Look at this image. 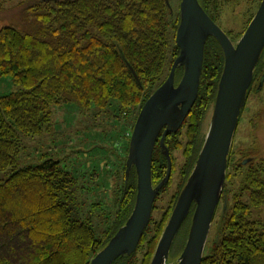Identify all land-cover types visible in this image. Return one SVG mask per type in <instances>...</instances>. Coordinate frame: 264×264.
Here are the masks:
<instances>
[{
    "label": "trees",
    "instance_id": "16d2710c",
    "mask_svg": "<svg viewBox=\"0 0 264 264\" xmlns=\"http://www.w3.org/2000/svg\"><path fill=\"white\" fill-rule=\"evenodd\" d=\"M261 1L199 3L218 25L230 12L245 9L244 30L226 32L236 42ZM179 23V9L174 10L171 0H36L25 9L22 25L0 28V77H11L21 87L16 93L0 96V173L11 169V175L0 180V264H91L126 223L137 194L135 169L125 184L129 135L143 105L166 81L179 56L175 43ZM224 63L221 46L210 37L196 103L181 130L165 140L173 161L172 177L155 201L151 222L136 252L113 264L151 263L203 146ZM182 76L180 68L176 84ZM263 76L264 52L248 99L253 92H261L257 88ZM62 105H74L86 114L92 110L109 114L113 109L126 117V131L119 140L125 156L121 158L116 151L117 165L109 166V180L116 192L111 224L102 237L83 213L82 187L75 172L51 158L19 164L25 149L23 137L50 133L53 108ZM176 153L181 154L182 165L177 164ZM228 165L222 198H228L229 205L225 212H216L215 238L202 264H264V223L252 220L253 208L264 206V155L257 148L236 152L232 148ZM167 166L158 141L152 162L155 187L164 179ZM176 177L179 183L171 193ZM161 200L166 206L155 219ZM192 212L172 250L180 240L183 250ZM180 253L171 252L170 263Z\"/></svg>",
    "mask_w": 264,
    "mask_h": 264
},
{
    "label": "water",
    "instance_id": "95a60500",
    "mask_svg": "<svg viewBox=\"0 0 264 264\" xmlns=\"http://www.w3.org/2000/svg\"><path fill=\"white\" fill-rule=\"evenodd\" d=\"M179 14L180 23L175 37L179 56L173 62L166 81L143 105L130 137L125 184L132 169H135L137 194L134 208L126 223L92 259L91 264H113L117 259L136 252L151 222L155 201L172 177L173 161L165 140L181 130L196 103L205 46L211 37L221 46L225 63L207 133L150 263L202 264L209 233L225 190L234 136L264 52V0L236 42L205 12L199 0H181ZM124 61L134 79L141 84L134 68ZM180 68H183V76L176 84V72ZM263 85L264 76L259 88ZM158 141L168 166L164 179L155 187L152 162ZM248 162L246 160L243 164ZM228 205V198L225 197L223 212ZM191 212L185 246L176 260L170 263L175 240Z\"/></svg>",
    "mask_w": 264,
    "mask_h": 264
},
{
    "label": "rangeland",
    "instance_id": "374dc122",
    "mask_svg": "<svg viewBox=\"0 0 264 264\" xmlns=\"http://www.w3.org/2000/svg\"><path fill=\"white\" fill-rule=\"evenodd\" d=\"M36 0H0V28L4 26H20L23 24L25 9ZM174 10L179 9V0H171ZM245 9L228 12L221 18L219 26L234 34L241 33L246 27L248 14ZM169 63L167 64L168 69ZM21 87L14 83L11 77H0V96L16 93ZM109 114L92 110L82 113L74 105H62L53 108V119L50 133L39 137H23L25 147L19 159L20 166L36 164L45 158L60 160L67 171H73L79 177L82 189L83 213L96 228L98 236L109 229L112 219L115 199V186L109 180L112 168L117 165L116 157L109 154L119 153L125 156L124 144L119 142L126 128L124 114L110 109ZM133 119H130L132 125ZM248 147L257 148L264 155V87L260 93L253 92L245 106L244 113L233 140L236 151ZM178 165H182V156L176 153ZM182 163V164H181ZM108 165V166H107ZM109 166L112 168L109 170ZM96 173L98 176H94ZM11 175V169L0 173V180H6ZM179 179H174L170 191H176ZM171 196V195H170ZM95 205V206H94ZM159 209L154 218L161 217V208L166 206L165 200L158 202ZM222 203L218 213L221 212ZM215 217L209 233L204 255H207L215 238V227L218 220ZM252 220L264 223V206L253 208ZM182 241L172 250L180 253Z\"/></svg>",
    "mask_w": 264,
    "mask_h": 264
},
{
    "label": "flooded vegetation",
    "instance_id": "af4514ba",
    "mask_svg": "<svg viewBox=\"0 0 264 264\" xmlns=\"http://www.w3.org/2000/svg\"><path fill=\"white\" fill-rule=\"evenodd\" d=\"M260 82H261V80H260ZM260 82H258V88H257V91L262 90L263 87H264V85H263V87L259 88ZM221 203H222V209H223V206H224V200H223V198L221 199V202H220V204H219V206H218V209L220 208ZM218 209H217V210H218Z\"/></svg>",
    "mask_w": 264,
    "mask_h": 264
},
{
    "label": "crops",
    "instance_id": "0c3cea01",
    "mask_svg": "<svg viewBox=\"0 0 264 264\" xmlns=\"http://www.w3.org/2000/svg\"><path fill=\"white\" fill-rule=\"evenodd\" d=\"M115 154H116V153H114V154H109V155H113V156H114ZM120 157L122 158V154L120 155Z\"/></svg>",
    "mask_w": 264,
    "mask_h": 264
}]
</instances>
